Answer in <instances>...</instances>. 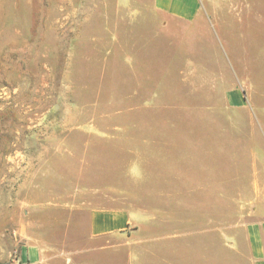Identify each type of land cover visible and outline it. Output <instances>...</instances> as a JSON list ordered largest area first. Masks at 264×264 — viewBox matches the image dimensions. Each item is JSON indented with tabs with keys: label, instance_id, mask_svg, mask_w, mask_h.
Returning a JSON list of instances; mask_svg holds the SVG:
<instances>
[{
	"label": "rangeland",
	"instance_id": "374dc122",
	"mask_svg": "<svg viewBox=\"0 0 264 264\" xmlns=\"http://www.w3.org/2000/svg\"><path fill=\"white\" fill-rule=\"evenodd\" d=\"M86 1L0 0V264L65 239L57 205L143 213L139 264H252L262 140L232 142L228 87L195 93L192 40L153 0Z\"/></svg>",
	"mask_w": 264,
	"mask_h": 264
},
{
	"label": "crops",
	"instance_id": "0c3cea01",
	"mask_svg": "<svg viewBox=\"0 0 264 264\" xmlns=\"http://www.w3.org/2000/svg\"><path fill=\"white\" fill-rule=\"evenodd\" d=\"M130 2L117 0V5ZM153 6L180 23L181 43L192 40L195 93L206 86L218 91L228 87L220 111L225 131H232V142L252 148L260 138L258 149L264 155V111L251 108L264 105V0H153ZM251 180L253 197L264 198V173L256 172ZM49 208L69 215L65 239L47 244L35 236L25 251L32 264H120L123 247L129 248L127 264L140 263L129 233L145 219L143 213L105 206ZM253 216L244 227L245 243L252 264H264V205L256 207Z\"/></svg>",
	"mask_w": 264,
	"mask_h": 264
},
{
	"label": "built area",
	"instance_id": "2783aa9c",
	"mask_svg": "<svg viewBox=\"0 0 264 264\" xmlns=\"http://www.w3.org/2000/svg\"><path fill=\"white\" fill-rule=\"evenodd\" d=\"M18 264H25L24 262H22V261H18Z\"/></svg>",
	"mask_w": 264,
	"mask_h": 264
}]
</instances>
